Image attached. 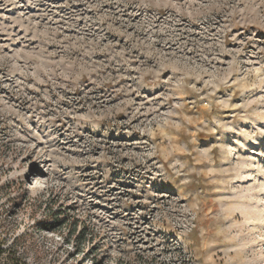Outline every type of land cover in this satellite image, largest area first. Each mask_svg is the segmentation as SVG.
Returning a JSON list of instances; mask_svg holds the SVG:
<instances>
[{"label": "rangeland", "instance_id": "obj_1", "mask_svg": "<svg viewBox=\"0 0 264 264\" xmlns=\"http://www.w3.org/2000/svg\"><path fill=\"white\" fill-rule=\"evenodd\" d=\"M0 264H264V0H0Z\"/></svg>", "mask_w": 264, "mask_h": 264}]
</instances>
